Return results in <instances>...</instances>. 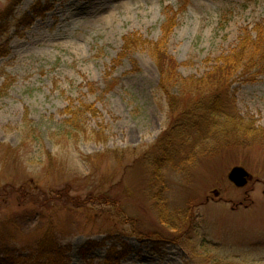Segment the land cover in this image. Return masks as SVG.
I'll list each match as a JSON object with an SVG mask.
<instances>
[{
	"label": "rangeland",
	"instance_id": "obj_1",
	"mask_svg": "<svg viewBox=\"0 0 264 264\" xmlns=\"http://www.w3.org/2000/svg\"><path fill=\"white\" fill-rule=\"evenodd\" d=\"M37 1L0 0V261L36 264L50 234L65 264H105L111 249L126 253L116 264H264V139L178 151L182 166L156 175L168 102L149 44L124 49L128 35L158 40L181 9L167 50L203 77L264 31V0H50L19 26ZM230 94L264 131V67L240 68Z\"/></svg>",
	"mask_w": 264,
	"mask_h": 264
},
{
	"label": "trees",
	"instance_id": "obj_2",
	"mask_svg": "<svg viewBox=\"0 0 264 264\" xmlns=\"http://www.w3.org/2000/svg\"><path fill=\"white\" fill-rule=\"evenodd\" d=\"M19 2L12 0L7 9H14ZM51 8L50 0L44 3L38 0L32 6V16H23L16 22L19 26H29L35 18L45 16ZM179 10H166L158 40H147L138 34L124 38L126 50L140 46L142 40L149 44L148 48L160 72L158 88L169 106V127L159 140L160 154L153 159L156 175H159V169L164 165L182 166L181 161L179 163V160L176 162L174 159L178 151L184 153L189 150L187 158L181 160H192L199 148H203L204 155L211 154L222 141L231 142L235 139L244 146L245 143L251 144L256 137L264 139V131L246 123L238 114L236 102L230 94L231 83L240 68L249 72L255 66L264 67V31L257 29L256 36L249 32L243 35L238 46L231 53L222 55L205 76L184 77L179 72V63L167 50L168 40L178 23ZM207 141H210V147H201ZM157 179L160 181L159 177ZM164 209L160 215L166 224L170 220L165 217ZM49 235L42 237L38 244L37 257L42 260L36 264H65L64 256ZM125 255V252L114 253L111 249L105 264H116ZM0 264L14 263L2 259Z\"/></svg>",
	"mask_w": 264,
	"mask_h": 264
},
{
	"label": "water",
	"instance_id": "obj_3",
	"mask_svg": "<svg viewBox=\"0 0 264 264\" xmlns=\"http://www.w3.org/2000/svg\"><path fill=\"white\" fill-rule=\"evenodd\" d=\"M229 180L238 187L246 186L251 180V174L242 166H234L228 173Z\"/></svg>",
	"mask_w": 264,
	"mask_h": 264
}]
</instances>
